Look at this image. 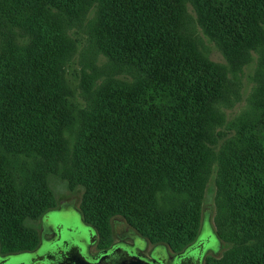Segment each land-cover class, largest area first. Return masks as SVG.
<instances>
[{
    "label": "trees",
    "instance_id": "obj_1",
    "mask_svg": "<svg viewBox=\"0 0 264 264\" xmlns=\"http://www.w3.org/2000/svg\"><path fill=\"white\" fill-rule=\"evenodd\" d=\"M200 1L211 26L222 21L234 41L264 51V0ZM94 5L91 44L116 71L86 75L81 107L67 79L77 51L69 32ZM39 11L59 24L61 39L0 56L3 253L39 243L33 223L57 209L52 177L82 191L79 210L101 239L112 240V221L121 218L143 239L182 252L199 236L203 192L217 163L224 179L215 230L226 251L206 264H264V116L259 129L221 133L230 84L183 35L185 2L0 0V25L12 23L0 27L41 21ZM225 137L227 160L214 151Z\"/></svg>",
    "mask_w": 264,
    "mask_h": 264
},
{
    "label": "rangeland",
    "instance_id": "obj_2",
    "mask_svg": "<svg viewBox=\"0 0 264 264\" xmlns=\"http://www.w3.org/2000/svg\"><path fill=\"white\" fill-rule=\"evenodd\" d=\"M183 1L185 2L186 9V14L182 17L183 25L181 30L183 35L201 53L218 65L223 77L226 75V83L230 84L224 94L225 99L222 110L226 114V120L221 133L225 135L234 134V132H231L233 131V127L240 130L244 125L250 126L251 129H259L263 120L262 116H264L263 49L260 48L258 52L254 47L245 45L240 40L234 41L236 38L230 37V34L228 35V26L221 25L222 21H218L217 25L211 26L206 21V16L202 14L201 9L203 7L200 0ZM95 9L96 5L92 9L87 10L85 18H83L84 22L78 28L69 32V40L76 43L77 51L69 62L67 79L73 94V101L81 107H85L86 105L83 94L91 83V79H88L86 75H90L94 71L96 75L104 78L107 75H113L114 71H116L114 66L108 62V59L98 54L91 44L88 25L95 23V14H98V11ZM37 18L41 21H12L15 22L14 24L20 23V25H12L9 28L0 27V31L5 32L7 35L6 38H3L0 34V56L4 54V57L10 59L15 51L21 56L23 50L32 48L33 45L31 42H37L39 39L45 37L51 41L61 39L60 36L55 34L59 24L54 21H44L45 18H43L40 11L37 14ZM259 21L263 25L264 17L259 19ZM32 23H37V25H33ZM9 24H12L11 21H6L0 26ZM16 47L21 49V51H18ZM125 77H127V74ZM227 139L226 137L223 138L215 148L216 150H214L217 156H225V160L231 157L232 153L229 149L231 147L226 142ZM236 139L233 142H236ZM222 144H225V147L219 148ZM233 150L234 154H238L237 149ZM223 172L220 164L216 163L212 168V175L203 192L201 209L202 223L198 239L204 244V264H206L207 260L222 257L226 251L225 244L217 238L215 230V221L217 218V187L218 182L223 183ZM51 184L53 185V192L55 191L56 208L61 210L60 217L62 220L67 221L75 230L82 229L90 235L89 228L84 225L78 212L82 191L80 189L77 191L69 190L66 184L54 177L51 178ZM161 202L167 205L173 203L165 200H161ZM41 220L37 219L33 223L34 228L38 232L39 240L41 235ZM113 226L112 239H116L115 231L120 234L125 227L133 231V233H137L121 218L113 220ZM144 240L147 242V249L144 251L147 255L153 247L160 245L147 239ZM164 247L166 253H169L170 256L175 253L174 250L166 246ZM0 254H5L1 249V244ZM191 256L194 260L200 257L195 252H192ZM19 262L20 260L16 261L17 264Z\"/></svg>",
    "mask_w": 264,
    "mask_h": 264
},
{
    "label": "flooded vegetation",
    "instance_id": "obj_3",
    "mask_svg": "<svg viewBox=\"0 0 264 264\" xmlns=\"http://www.w3.org/2000/svg\"><path fill=\"white\" fill-rule=\"evenodd\" d=\"M60 212L57 208L43 216L40 240L34 249L0 254V264H17V260H20L18 264H84L80 255L89 264H126L136 256H144L151 264H204V244L198 238L184 251L172 256L166 253L162 245L153 247L147 255L144 252L147 242L126 227L120 234L115 231L116 239L109 241L100 238L96 228L85 221L79 208L78 212L90 235L85 230L72 228L62 220ZM112 229L114 231V226ZM192 252L200 257L194 260Z\"/></svg>",
    "mask_w": 264,
    "mask_h": 264
},
{
    "label": "water",
    "instance_id": "obj_4",
    "mask_svg": "<svg viewBox=\"0 0 264 264\" xmlns=\"http://www.w3.org/2000/svg\"><path fill=\"white\" fill-rule=\"evenodd\" d=\"M79 257L83 260L84 264H89L86 262L84 258H82V255H80ZM126 264H151V263L144 256H136L135 258L131 259Z\"/></svg>",
    "mask_w": 264,
    "mask_h": 264
}]
</instances>
